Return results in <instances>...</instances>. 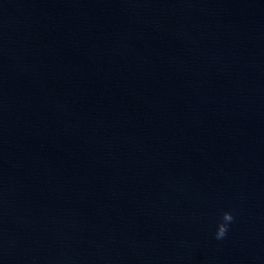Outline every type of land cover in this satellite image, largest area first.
I'll return each mask as SVG.
<instances>
[{"label":"water","instance_id":"water-1","mask_svg":"<svg viewBox=\"0 0 264 264\" xmlns=\"http://www.w3.org/2000/svg\"><path fill=\"white\" fill-rule=\"evenodd\" d=\"M0 264H264V0H0Z\"/></svg>","mask_w":264,"mask_h":264},{"label":"clouds","instance_id":"clouds-1","mask_svg":"<svg viewBox=\"0 0 264 264\" xmlns=\"http://www.w3.org/2000/svg\"><path fill=\"white\" fill-rule=\"evenodd\" d=\"M234 219L235 217L232 212L225 211L222 213L221 222L218 223L216 228L215 239L220 240L226 237L229 231V226L234 222Z\"/></svg>","mask_w":264,"mask_h":264}]
</instances>
